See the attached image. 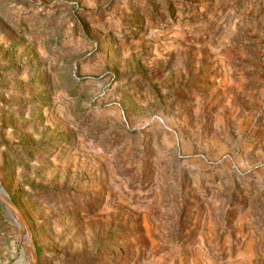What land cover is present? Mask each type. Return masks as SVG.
<instances>
[{"label":"rangeland","instance_id":"374dc122","mask_svg":"<svg viewBox=\"0 0 264 264\" xmlns=\"http://www.w3.org/2000/svg\"><path fill=\"white\" fill-rule=\"evenodd\" d=\"M0 181L37 264H264V0H0Z\"/></svg>","mask_w":264,"mask_h":264},{"label":"bare ground","instance_id":"6f19581e","mask_svg":"<svg viewBox=\"0 0 264 264\" xmlns=\"http://www.w3.org/2000/svg\"><path fill=\"white\" fill-rule=\"evenodd\" d=\"M0 203L2 205H4V201L0 199ZM14 206V205H13ZM15 211L18 213V211L15 208ZM8 214L11 217V219L17 224L19 225L20 229L23 231L24 233V246L27 248V253L25 254L29 256V259H25V260H21L19 263L17 264H34V245L31 239V235L29 233V229L28 226L26 224L23 223L22 219H21V215H17L15 216V212L13 210H8Z\"/></svg>","mask_w":264,"mask_h":264},{"label":"water","instance_id":"95a60500","mask_svg":"<svg viewBox=\"0 0 264 264\" xmlns=\"http://www.w3.org/2000/svg\"><path fill=\"white\" fill-rule=\"evenodd\" d=\"M0 199L4 201V205H5L6 209H7V211H8V210H13V211L15 212V216H17V215H19V214L21 215V213L18 211V209H17L16 206L14 205V203H13V201H12L10 195H9L8 192L5 190V188L3 187L1 181H0ZM13 205H14V206H13ZM15 208H16V210L18 211L19 214H17V212L15 211ZM21 219H22L23 223L26 224V222H25L24 218L22 217V215H21ZM26 225H27V224H26ZM17 226L19 227V225H17ZM19 228H20V227H19ZM21 231H22V230H21ZM34 260H35L34 264H37V263H36V259H35V252H34ZM17 263H18V262H17ZM17 263H15V264H17Z\"/></svg>","mask_w":264,"mask_h":264}]
</instances>
